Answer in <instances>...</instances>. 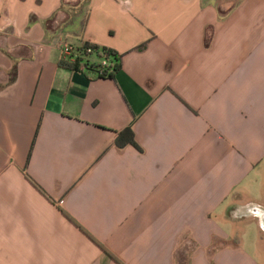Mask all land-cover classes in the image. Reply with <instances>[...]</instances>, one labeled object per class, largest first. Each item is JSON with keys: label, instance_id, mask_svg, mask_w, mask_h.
Returning a JSON list of instances; mask_svg holds the SVG:
<instances>
[{"label": "crops", "instance_id": "0c3cea01", "mask_svg": "<svg viewBox=\"0 0 264 264\" xmlns=\"http://www.w3.org/2000/svg\"><path fill=\"white\" fill-rule=\"evenodd\" d=\"M0 264H264V0H0Z\"/></svg>", "mask_w": 264, "mask_h": 264}, {"label": "trees", "instance_id": "16d2710c", "mask_svg": "<svg viewBox=\"0 0 264 264\" xmlns=\"http://www.w3.org/2000/svg\"><path fill=\"white\" fill-rule=\"evenodd\" d=\"M62 4V8H63ZM147 44H142L135 48L136 51H143L146 48ZM88 50L90 53H88ZM80 56L75 59L73 62H62L60 64L61 67H64L66 69L75 71V72H86L90 73L96 76L97 79H113L114 75L120 70V61L122 55H119L111 50L105 49V48H100L95 45H91L88 43H83L81 49ZM104 58L108 60L109 62V67L104 68L102 71L100 70L101 66L95 62H90V58ZM14 73V70H13ZM115 147L121 149L126 146H132L136 150L140 151V148L136 145L135 140H134V135L131 131L130 128H126L120 132L117 133L115 141H114ZM28 181L32 184V186L38 190L45 198L49 200V198L31 181L28 179ZM51 202V200H50ZM62 215L70 222L72 223L76 228H78L80 231L83 232V230L71 219L69 218L65 213L62 212ZM87 235V234H86ZM88 236V235H87ZM88 239H90L98 248H100L102 251L106 252L103 250V248L98 245L90 236H88ZM110 258L114 261L116 259L110 255L108 252H106ZM117 262V261H116Z\"/></svg>", "mask_w": 264, "mask_h": 264}, {"label": "built area", "instance_id": "2783aa9c", "mask_svg": "<svg viewBox=\"0 0 264 264\" xmlns=\"http://www.w3.org/2000/svg\"><path fill=\"white\" fill-rule=\"evenodd\" d=\"M83 43L79 44L78 46H72L69 44H61L59 51H60V56L62 60L67 61V62H73L75 59H77L80 56L81 51H79L82 47ZM88 53L90 51L88 50ZM101 61L97 64L101 66L100 70L102 71L104 68L109 67V62L108 60L104 59L103 57L100 58ZM96 78V76L94 75Z\"/></svg>", "mask_w": 264, "mask_h": 264}, {"label": "rangeland", "instance_id": "374dc122", "mask_svg": "<svg viewBox=\"0 0 264 264\" xmlns=\"http://www.w3.org/2000/svg\"><path fill=\"white\" fill-rule=\"evenodd\" d=\"M95 61L96 60V58H94V57H92V58H90V61ZM96 61H98V63L101 61V59H97Z\"/></svg>", "mask_w": 264, "mask_h": 264}]
</instances>
